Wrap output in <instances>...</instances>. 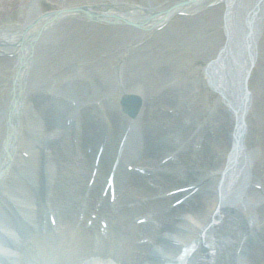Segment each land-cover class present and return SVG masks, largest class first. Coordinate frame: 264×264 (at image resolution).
<instances>
[{"label": "bare ground", "instance_id": "obj_1", "mask_svg": "<svg viewBox=\"0 0 264 264\" xmlns=\"http://www.w3.org/2000/svg\"><path fill=\"white\" fill-rule=\"evenodd\" d=\"M136 1L140 4H133ZM51 2L63 8L42 14L38 0H30L18 26L0 28V229L7 234V241L0 235V262L31 255L33 264H91L89 236L82 229L75 231L72 219L67 218L65 229L54 235L37 232L19 242L14 226L25 228L39 218L34 202L42 199L43 187L59 213L88 202L80 194L91 168L88 150L94 148L101 150L97 173L103 174V164L108 166L109 161L111 166L115 159L121 172L124 157L131 166L149 163L160 169L166 155L172 156V171L148 177L122 170L116 187L124 209L107 220L117 250L100 248L94 255L99 258L92 262L104 258L121 264H161L158 256L164 257L175 245L156 242L154 236L164 229L168 235L191 236L174 229L173 221L190 212L199 228L195 233L203 230L205 240L190 264H264V251L250 241L264 245V0L244 1L248 13L244 30L236 35L242 43L238 52L231 49L235 32L232 38L230 31L236 0ZM129 22L135 27L127 26ZM129 39L137 42L127 46ZM166 45L201 53L214 48L203 76L228 103L218 100L205 110L202 104L186 101L181 95L189 96L190 83L171 82L173 67L151 62ZM118 56L123 60L117 61ZM103 66L109 75L115 67L118 71L107 83L98 74ZM117 86L123 92L117 101L111 100ZM128 93L142 101L133 119L119 106L121 96ZM166 100V105L160 103ZM176 138L183 144L179 150L173 144ZM120 139L130 142L128 151L138 153L141 148L144 156L136 152L126 156L123 149L114 159ZM46 140L51 141L49 146ZM174 168L179 173H173ZM225 168L234 173L226 185L224 181L218 185ZM187 184H200L202 194L209 197L200 198L199 190L187 197L179 212L173 211L168 190ZM98 185L104 191L103 182ZM129 212H148L155 225L134 227L126 219ZM138 228L140 238L154 242L148 247L151 252L155 248L152 258L146 256L149 244L138 242ZM205 242L214 249L211 257L202 249ZM133 248L141 250L137 259L131 257Z\"/></svg>", "mask_w": 264, "mask_h": 264}, {"label": "rangeland", "instance_id": "obj_2", "mask_svg": "<svg viewBox=\"0 0 264 264\" xmlns=\"http://www.w3.org/2000/svg\"><path fill=\"white\" fill-rule=\"evenodd\" d=\"M30 0H0V28H4L5 26H9V25H13V26H17L18 24H20L21 22L18 20H23V12H25L24 7L27 6V3ZM52 0H38L39 2V6L41 7L42 12H45V8H49L47 9L48 12H53L54 10L57 11L62 9L63 7L58 8V6L56 4L51 5ZM179 2L180 0H175V2ZM244 1L245 0H236L235 2V7H234V15H235V22H233V28L230 30L232 35L231 37L233 38L234 32H235V38L233 40V47H231L232 51L235 52L238 49V46L241 47V38L236 36L237 33L241 30H244V21L243 18L246 16V14L248 13L247 9L248 6L245 7L244 5ZM45 3H48L49 5L46 7L44 6ZM211 3V2H210ZM133 4H140L137 1L133 2ZM244 7H241V6ZM51 6H54L52 8H50ZM76 7H81L76 5ZM70 8H74V7H70ZM262 9H259L257 12H261ZM264 11V8H263ZM245 14V15H244ZM234 15L232 17H234ZM91 17H89L90 19ZM242 18V19H241ZM88 19V18H87ZM249 19V17H248ZM93 20V19H92ZM222 21V18H221ZM259 22L255 25V30L258 32L259 31ZM136 25V24H134ZM133 25V23H127V26L129 27H135ZM216 28L220 29V27H222L221 24H219V21L217 20L215 22ZM230 25V24H229ZM261 31V30H260ZM260 31L258 33H260ZM136 40V39H135ZM133 39H129L127 41V46L129 45V41L130 44L134 42H137ZM211 46V45H210ZM237 48V49H236ZM214 52V48L209 49L207 52L205 53H201V52H196L194 50H187V47H169L168 45H166L161 52L159 51V53L157 55H155L152 59L151 62L154 64L157 63H167L170 64V67H173V74H171V82H175V83H190L191 89H190V94L188 95H181L182 97L186 98V101H189L190 104H197L199 105H203L202 108H204L205 110H209L210 108L215 107V104L218 103V100L223 101V102H227L224 99V96L222 93L218 92V91H214V89H212V87L206 83L204 76H203V69H204V65L206 63V59H208L212 53ZM117 59V61H122L123 58L121 57H115ZM118 65V64H117ZM105 66H103L102 68H100V72H98L99 76L101 77V80L104 81L105 83H107V81L109 82L111 80V76L113 77V74H118L116 67L115 69H113V74H107L105 73ZM105 73V74H104ZM14 74H12L13 76ZM215 76L217 77L218 74ZM117 77V75H116ZM221 77V76H219ZM228 77L227 74H225V79L223 80V85L224 87H226V78ZM13 78V77H12ZM9 79V80H12ZM229 78V77H228ZM64 79V76L61 78H58L57 83H60L62 80ZM122 89L120 86H117L111 93V100L116 99L120 96V94H122ZM166 101H162L160 102L162 105H166ZM228 103V102H227ZM121 110V109H120ZM231 172L233 171H226L223 175V179L222 182L224 181V185H226V182H228V177L230 176V174H232ZM234 173V172H233ZM231 177V176H230ZM231 182V181H230ZM221 185V184H220ZM223 214H220V217ZM206 251L208 252V257L214 254V249L211 245H209V247L206 249Z\"/></svg>", "mask_w": 264, "mask_h": 264}, {"label": "water", "instance_id": "obj_3", "mask_svg": "<svg viewBox=\"0 0 264 264\" xmlns=\"http://www.w3.org/2000/svg\"><path fill=\"white\" fill-rule=\"evenodd\" d=\"M123 94L121 96L120 103L122 105V108L125 112H127L130 115H134L138 105H139V99L136 95L133 94Z\"/></svg>", "mask_w": 264, "mask_h": 264}]
</instances>
